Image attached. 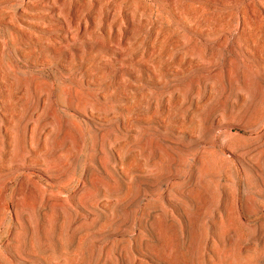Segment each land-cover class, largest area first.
I'll list each match as a JSON object with an SVG mask.
<instances>
[{"label": "rangeland", "instance_id": "rangeland-1", "mask_svg": "<svg viewBox=\"0 0 264 264\" xmlns=\"http://www.w3.org/2000/svg\"><path fill=\"white\" fill-rule=\"evenodd\" d=\"M0 264H264V0H0Z\"/></svg>", "mask_w": 264, "mask_h": 264}]
</instances>
